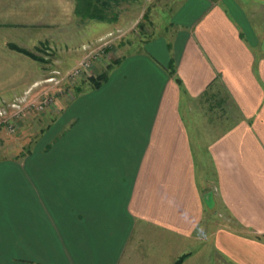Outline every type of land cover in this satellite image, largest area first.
I'll use <instances>...</instances> for the list:
<instances>
[{"label": "crops", "instance_id": "0c3cea01", "mask_svg": "<svg viewBox=\"0 0 264 264\" xmlns=\"http://www.w3.org/2000/svg\"><path fill=\"white\" fill-rule=\"evenodd\" d=\"M74 7L0 0V102L96 45ZM123 46L0 156V264H264V0H178Z\"/></svg>", "mask_w": 264, "mask_h": 264}, {"label": "rangeland", "instance_id": "374dc122", "mask_svg": "<svg viewBox=\"0 0 264 264\" xmlns=\"http://www.w3.org/2000/svg\"><path fill=\"white\" fill-rule=\"evenodd\" d=\"M177 1L178 0H111L112 7L107 11V16L110 19L105 20L108 29L102 36L91 42L92 45L96 44L93 46L94 48H97V50L99 49V57L102 56L101 58L111 62V60H113L112 56L114 55L112 48L122 44H124L123 47L132 48L136 46L141 39L162 31L169 20V13L174 8ZM87 47L89 48V45ZM48 53H42L45 59L49 58ZM99 57L96 60H98ZM94 62L90 67L83 70L80 75L73 79L64 76L70 69L59 70L56 73V77L59 81L56 83L47 80L50 75L55 74V69L46 70L44 77L37 81L34 86L31 85L27 87L21 94L16 96H20L26 91H29L28 96L36 98L42 96L44 92H50V94H54L55 103L57 96L69 95L70 93L76 92L84 87L83 84L87 82L90 75H96L97 65ZM0 75H3L1 71ZM54 86L55 89H52ZM35 88H37L36 96L33 94ZM13 98L0 102V105L11 101ZM54 103L52 105H54ZM48 108L49 107H46L36 112L33 110L27 111L19 120L16 131L13 133L1 130L0 134L5 132V138L0 137V156L8 152L12 153L13 151L16 152L19 150L18 148L20 146L17 139H22L23 135L28 136V143L33 141L36 136L35 134L38 135V126L40 125L36 124V133L34 134L33 123L35 116L33 115L36 113L37 120L40 114ZM26 145L27 143L24 144V147H26Z\"/></svg>", "mask_w": 264, "mask_h": 264}, {"label": "built area", "instance_id": "2783aa9c", "mask_svg": "<svg viewBox=\"0 0 264 264\" xmlns=\"http://www.w3.org/2000/svg\"><path fill=\"white\" fill-rule=\"evenodd\" d=\"M100 51L97 48H89L85 56L79 61L77 65L71 68L64 75L66 77L75 78L80 75L83 70H86L99 57ZM59 70H54L55 74L50 75L47 80L58 82L56 73ZM26 91L20 96L14 97L11 101L2 103L0 105V131H7L13 133L16 131L19 120L29 110L40 111L46 107H50L54 103V94L44 92L42 96L29 97Z\"/></svg>", "mask_w": 264, "mask_h": 264}, {"label": "trees", "instance_id": "16d2710c", "mask_svg": "<svg viewBox=\"0 0 264 264\" xmlns=\"http://www.w3.org/2000/svg\"><path fill=\"white\" fill-rule=\"evenodd\" d=\"M111 7V0H75L74 12L82 17L106 20L110 19L107 16V11L109 8L111 9ZM9 45L16 50L31 56L32 58L42 60V57L40 55L25 47L19 46L15 43H10ZM105 77L106 73L105 71H102L96 75H90L88 77V80L92 83V85L97 86L101 83L102 80H104ZM183 256L184 255L178 257L173 264H180Z\"/></svg>", "mask_w": 264, "mask_h": 264}]
</instances>
